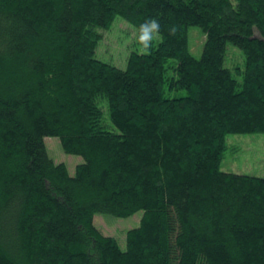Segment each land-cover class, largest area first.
I'll list each match as a JSON object with an SVG mask.
<instances>
[{"label": "trees", "instance_id": "obj_1", "mask_svg": "<svg viewBox=\"0 0 264 264\" xmlns=\"http://www.w3.org/2000/svg\"><path fill=\"white\" fill-rule=\"evenodd\" d=\"M117 15L161 25L124 68L95 56ZM248 132H264V0H0V264H264V176L220 168L226 134ZM47 135L83 157L73 174ZM137 210L124 247L93 222Z\"/></svg>", "mask_w": 264, "mask_h": 264}, {"label": "rangeland", "instance_id": "obj_2", "mask_svg": "<svg viewBox=\"0 0 264 264\" xmlns=\"http://www.w3.org/2000/svg\"><path fill=\"white\" fill-rule=\"evenodd\" d=\"M100 40L95 48V56L101 60L124 68L126 57L130 50H146L137 42L136 27L119 15L115 16L107 29H98ZM189 50L195 57H200L205 35L197 25L187 28ZM159 39L158 33L153 37V43ZM225 66L232 68L243 66L242 51L231 43L227 44ZM241 78L240 74H235ZM179 91L178 93H182ZM44 144L48 155L54 162L66 164L70 174H73L78 163L83 162L79 154L68 153L62 149L60 138L55 135L44 137ZM227 148L223 153L220 168L224 171L264 176V132L227 133ZM142 210H137L128 216H115L110 213H96L93 217L94 224L105 234L114 235L119 244L125 245V232L128 228L139 224Z\"/></svg>", "mask_w": 264, "mask_h": 264}, {"label": "clouds", "instance_id": "obj_3", "mask_svg": "<svg viewBox=\"0 0 264 264\" xmlns=\"http://www.w3.org/2000/svg\"><path fill=\"white\" fill-rule=\"evenodd\" d=\"M160 21L156 17H147L138 25L136 39L147 49L151 46L153 37L160 30ZM174 30V27L170 31Z\"/></svg>", "mask_w": 264, "mask_h": 264}]
</instances>
